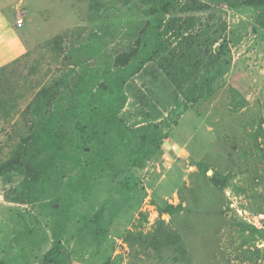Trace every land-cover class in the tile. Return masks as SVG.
I'll return each mask as SVG.
<instances>
[{"label":"rangeland","instance_id":"obj_1","mask_svg":"<svg viewBox=\"0 0 264 264\" xmlns=\"http://www.w3.org/2000/svg\"><path fill=\"white\" fill-rule=\"evenodd\" d=\"M102 1L99 12L92 9L97 0L0 4V164L27 130L26 111L40 90L64 77L74 90L78 84L95 90L109 71H118L116 57L139 39V22L149 20L136 10L141 0ZM177 5L166 18L195 17L189 35L204 37L210 28L219 42L228 39L225 76L179 115L177 91L156 62L130 78L119 116L131 128L159 125L165 139L145 169L134 172L140 180L134 201L116 218L99 254L94 244L83 249L78 222L89 206L100 208L120 178L104 180L93 199L77 201L62 237L74 264H107L110 252V264H264V14L228 0ZM181 40L173 31L170 50L179 51ZM18 183L0 179V259L39 264L53 244L49 209L44 202L9 201ZM166 205L174 214L163 212Z\"/></svg>","mask_w":264,"mask_h":264},{"label":"trees","instance_id":"obj_2","mask_svg":"<svg viewBox=\"0 0 264 264\" xmlns=\"http://www.w3.org/2000/svg\"><path fill=\"white\" fill-rule=\"evenodd\" d=\"M178 2L141 0L136 10H145L142 13L149 20L139 22L143 24L139 39L129 51L116 57L114 67L118 71L113 76L109 71L95 90L89 84H78L74 90L69 77H64L40 90L28 106V128L10 158L0 164V179L19 181L9 201L31 205L44 202L49 209L53 244L39 264H74L62 237L75 204L93 199L104 180L120 178L100 208L89 206L78 222L77 236L83 249L90 250L94 244L99 254L116 218L134 201L140 184L134 172L145 169L147 157L156 153L165 139L159 125L131 128L119 116L127 101L130 78L141 73L149 62H156L165 80L177 91L179 115L182 108L197 104L211 85L225 76L229 62L223 55L228 39L224 37L219 42L217 33L211 35L210 28L204 29L205 38L199 33L198 37L189 35L195 17L167 19L178 11ZM228 2L234 8L245 6L260 12L261 18L264 14V0ZM104 6L105 1L97 0L92 9L99 12ZM204 7L185 5L180 11ZM173 31L182 37L179 51H171L167 42ZM180 97L184 102H179ZM197 167L207 175L205 164L198 163ZM162 210L169 214L175 211L171 205ZM110 256L107 264L111 263ZM0 264L7 263L0 259Z\"/></svg>","mask_w":264,"mask_h":264},{"label":"crops","instance_id":"obj_3","mask_svg":"<svg viewBox=\"0 0 264 264\" xmlns=\"http://www.w3.org/2000/svg\"><path fill=\"white\" fill-rule=\"evenodd\" d=\"M21 3H26V0H0V4L2 5H15V6H19Z\"/></svg>","mask_w":264,"mask_h":264},{"label":"built area","instance_id":"obj_4","mask_svg":"<svg viewBox=\"0 0 264 264\" xmlns=\"http://www.w3.org/2000/svg\"><path fill=\"white\" fill-rule=\"evenodd\" d=\"M23 24H24V21H23L22 19H20V20L18 21V27H19V28L23 27Z\"/></svg>","mask_w":264,"mask_h":264}]
</instances>
